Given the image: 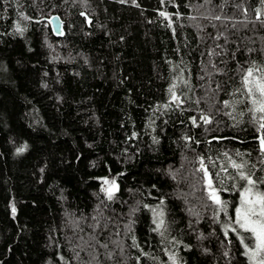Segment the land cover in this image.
<instances>
[{"label":"trees","instance_id":"obj_1","mask_svg":"<svg viewBox=\"0 0 264 264\" xmlns=\"http://www.w3.org/2000/svg\"><path fill=\"white\" fill-rule=\"evenodd\" d=\"M249 68L264 0H0V264H254L229 227L233 162L264 191Z\"/></svg>","mask_w":264,"mask_h":264},{"label":"snow or ice","instance_id":"obj_2","mask_svg":"<svg viewBox=\"0 0 264 264\" xmlns=\"http://www.w3.org/2000/svg\"><path fill=\"white\" fill-rule=\"evenodd\" d=\"M217 19H219V17H217ZM257 71L259 70L254 68L247 69V75L244 76L243 83L247 89V94L252 105L250 111L253 113H259V116L254 123L258 122L259 129L264 130V73L256 75ZM169 91L172 90L169 89ZM173 99L176 100L178 97L173 94ZM227 103L228 102L226 101L225 104L227 105ZM201 118L205 123L210 122L207 117L202 116ZM193 122H195V118H193ZM259 143L261 152H264V135L259 137ZM23 150V148L18 149L20 152ZM232 167L238 170L239 178L246 182V186L243 187V190L240 193V204L235 209V223L239 228L250 234V239L253 241V245L250 247L249 244L245 243V237L243 236L240 237V242L244 245V248L246 249L245 255L249 257L250 261H253L254 264H264V191L257 188V181H255L251 175H248L243 171V168L245 167L244 164L233 162ZM202 170L205 171V176L207 177L209 199L221 208H226V205L221 201L217 190L212 186V180L208 177V173L203 169V166ZM104 183L111 185L110 188L105 189L109 193V199H111L112 191L115 189V181H108L105 179ZM260 183H264V181H260ZM160 215H162V213H160ZM162 225L163 220L161 219L157 224V230H159ZM232 230L236 231L235 228Z\"/></svg>","mask_w":264,"mask_h":264},{"label":"rangeland","instance_id":"obj_3","mask_svg":"<svg viewBox=\"0 0 264 264\" xmlns=\"http://www.w3.org/2000/svg\"><path fill=\"white\" fill-rule=\"evenodd\" d=\"M176 97H177V96H176ZM172 100L175 101V102H178L179 99L174 100V99H173V96H172ZM107 180H108V179H107ZM104 181H105V179H104ZM104 181H103L104 189H108V188H110L111 185H110V184H105ZM108 181H110V180H108ZM116 189H117V184L115 183V189H114L113 191H115ZM113 191H112V192H113ZM107 192H108V191H107ZM239 204H240V202H239ZM239 204H238V206H239ZM238 206H237V207H238ZM235 220H236V212H235V219H234V222H233V224H230L229 227H231V229H233V228L236 229L235 232L238 234L237 237H238V240H239V242H240V237H241V236L244 237V235H243L242 233H245V231H244L243 229L239 228V226L235 223ZM245 243L249 244L250 247L253 245V241H252L250 238H249V239L245 238ZM243 246H244V245H243ZM244 250H245V252H246V249H245V248H244Z\"/></svg>","mask_w":264,"mask_h":264},{"label":"water","instance_id":"obj_4","mask_svg":"<svg viewBox=\"0 0 264 264\" xmlns=\"http://www.w3.org/2000/svg\"><path fill=\"white\" fill-rule=\"evenodd\" d=\"M47 22L51 26V29L55 35H61L62 34V32H63L62 20L58 15H52L51 17H49L47 19ZM260 136L261 135L259 134L258 141H259ZM259 145H260V143H259Z\"/></svg>","mask_w":264,"mask_h":264}]
</instances>
